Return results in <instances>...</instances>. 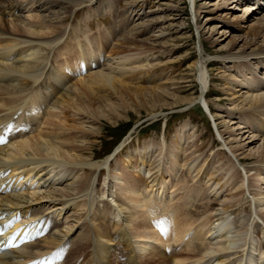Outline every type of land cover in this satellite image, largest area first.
<instances>
[{
    "label": "bare ground",
    "instance_id": "1",
    "mask_svg": "<svg viewBox=\"0 0 264 264\" xmlns=\"http://www.w3.org/2000/svg\"><path fill=\"white\" fill-rule=\"evenodd\" d=\"M187 1L199 34V56L188 68L197 71L200 93L190 106L199 102L206 106L226 150L220 151V160L225 158L226 164L220 171L215 158L203 162L200 153L187 155L184 129L190 123H183L169 146L165 137L162 142L145 143L135 174L130 171L135 169L132 158L110 172L108 181L115 185L113 197L118 207L114 218V206L109 202L104 212L95 211V174L103 168L110 171L125 142L102 160L86 154L85 149L91 136L100 135L96 127L100 120L123 119L118 116L120 108L128 113L139 106L153 113L186 101L175 95L169 96L172 101L167 99V83L133 84L144 79L141 72L156 70L143 57L156 47L163 48L160 38L171 31L161 29L158 35L139 41L142 28L165 21L170 23L167 28L184 25L173 23V15L151 19L149 24L136 23L132 16L134 19H122L115 27L119 34L115 44L108 38L106 47L93 40L94 35L85 42L76 36L75 44H69L64 39L67 26L63 21L83 1L0 0V131L4 124V129L11 126L9 142L0 144V224L8 221L9 233L15 230L21 236L18 246L0 255V264L264 262V251L257 258L250 251L257 246L251 240L252 231H261L264 237V15L253 21L257 9L264 10V0H220L204 5ZM242 2L248 5L235 13V5ZM57 6L59 11L54 9ZM203 13L205 20H201ZM215 23L218 25L209 28L207 42L217 46L232 38L228 47L216 51L215 59L240 64L238 73L222 87L227 88L229 106L208 98L211 58L202 31ZM127 26L132 30L126 31ZM138 44L148 51L139 50ZM50 50L63 54L53 59ZM100 55L107 60L99 69ZM96 60L99 65L94 70ZM156 153L159 164L148 170ZM183 170L188 171L192 184L180 178ZM204 183L207 189L202 191ZM107 199L115 204L113 198ZM196 204L219 208L193 218ZM247 207L248 224L233 233L236 216ZM153 219H160L161 229L154 227ZM103 220L106 224L101 228L98 221ZM112 229L115 236L111 238ZM198 247L203 251L198 252ZM64 248L67 255L62 262L60 250ZM53 250L60 254L55 259L58 263L47 257Z\"/></svg>",
    "mask_w": 264,
    "mask_h": 264
},
{
    "label": "rangeland",
    "instance_id": "2",
    "mask_svg": "<svg viewBox=\"0 0 264 264\" xmlns=\"http://www.w3.org/2000/svg\"><path fill=\"white\" fill-rule=\"evenodd\" d=\"M78 1L81 2L83 1V5L80 6L79 8L73 9V11H71V13L68 14L67 17H65V20L63 21L64 27L67 26V34L65 35L64 39H66V41L69 44H75L76 36H78L80 40L85 42L86 37H90L93 35H94L92 38L93 40H96L99 43L100 41H102L104 46L106 45V47L108 44V41L106 42V40H108V38H110V41H112V43L115 44L116 40L119 38V34L115 32L116 29L115 27L117 25L120 26L122 24L123 21L122 19H128V18L134 19L133 17H135L136 23L141 22V23L149 24L151 19H164L166 17H170L173 15V17L176 18V20L173 23L179 26L184 25L182 26V28H177L178 26L176 28H172V27L167 28L170 24V23L168 24L169 21L159 22L153 27L148 28L147 25L144 26L142 28L143 32L138 33L137 35L138 36L137 40L140 41L146 38H150L153 35H158L161 29L167 31L168 29L171 30L170 33L167 34V36L160 38L159 42L163 44V48L159 49V47H156V49L154 50L155 52L151 51L146 54L148 55L147 57H143V61L145 63H150L151 65L155 66L157 71L153 70L152 73L146 71L141 72L142 73L141 75L144 79L142 81L136 79L133 81L135 82L133 84L142 87H150L158 83L160 85L167 83L168 87H170L169 90L170 92H166L168 93L167 99L170 100L169 96L175 95L176 97L185 99L186 101L178 103L177 105H175L173 109H171L170 107V109L166 108V109H162V111H156L153 113H147L146 111L142 110L143 109L142 107L139 106L133 108L134 110L137 111H132V112L130 111L128 113L126 111H123V108H120L118 110L119 111L118 116H120L123 119H119V121H116V119L114 118L110 121L100 120V123L96 124V127L100 128L101 133L99 136L93 135L90 137V140L92 142L89 145V147L85 149L86 154H93L96 160H102L109 157L108 155L112 153V151L116 148L117 144L121 143L123 140H125L124 141L125 143L121 151L117 153L115 159L111 162L110 171L107 168H103L100 172H97L95 174V178L97 182L95 183V188H96L95 211H98V213L104 212L109 202V204L114 206V209L113 211H111V213L112 215L114 214L113 217L116 218L118 207L115 203V198L113 197L114 194L113 190H115V185L113 181L110 182L108 181V177L111 174L110 172L119 169V166L121 164H127V161L132 158L133 163L131 166L134 165L133 167L135 169L130 168V171L132 174H135L137 172L136 168H138L136 165L141 166V151L145 143L152 140L162 142V140L165 137L167 140V145L169 146V144H171L173 139H175L177 130L182 126L183 123L186 122L190 123V125L184 129V131L186 132L185 134L186 136L185 139L183 140V143L185 144L184 148L186 149V152L188 151L186 154L192 155V153L194 154L195 152L196 153L194 154V156L202 154L201 159L203 162H207L210 159L215 158L214 160L215 167L221 171V168L225 166L224 164H226V159L224 158L225 160L224 159L220 160L221 158L220 151H223L225 149L221 146L218 137V131H216L217 129L215 130L216 127L215 128L213 127V124L211 123L208 116L203 111L200 104L196 103L190 106L191 100L196 99L200 93V84L196 76L197 71L193 70V68H188L191 64H193L197 60L199 56V51H198L199 34H198V30L195 27L196 19L193 15V11L191 10L192 5L187 0H182L183 2L182 1L180 2L178 0H78ZM218 1L220 0H197V3H199L200 5H204V3H215ZM246 5H248L247 2H242L241 4H237L235 5L233 11L235 13H241L239 8H241V6H246ZM172 6H174V8ZM172 8L175 10L173 11ZM54 9L59 11L61 7L57 6ZM54 9L49 10L50 12L47 11L45 14H50ZM257 10L258 11H256V14L253 15L254 17L253 21L264 15V10L261 9H257ZM137 13L138 15H136ZM206 17H207L206 13H203L201 20H205ZM253 21L251 20V23ZM217 25H218L217 23L212 24V26L206 27L202 31V33H205V35L203 36V42H205L204 43L205 49L210 55L209 57L211 58L209 61L211 62V65L208 68V70H210L209 72H211L209 73L211 77L210 78L211 84H210V93L208 95V98L221 105L229 106L228 105L229 101L226 99L228 96L226 93L227 88L223 90L222 87L224 85V82H226L231 78L230 77L231 75H235L238 73V71L240 70V64L237 62L227 64V63H223L221 60L219 61L215 59L216 58L215 56L218 54V53L216 54V51L218 50L221 51L223 48L228 47L229 46L228 44L232 39V38L230 39L228 38L217 46H214L210 41L207 42L205 38L208 37L211 33L209 32V28H213ZM165 26L166 28L164 29ZM97 29H98V33L96 31ZM129 30L130 27L127 26L126 31ZM218 32H221V29H219ZM232 36H241V35L233 34ZM141 45L142 44L137 45L139 50H142L144 53L148 51L147 46L145 45L141 46ZM170 51L171 53H169ZM48 54L53 59H55V58H60L61 54H63V51L61 50V52L60 51L58 52L57 50L55 51L50 50ZM102 60H103L102 61L103 64L105 65L104 62L107 60V57L106 56L103 57ZM102 65L99 67V69L104 67V65L103 66ZM249 71L251 72L252 70L250 69ZM261 72H263V70ZM138 74L139 76H141L140 73ZM251 75L253 76L252 73L250 74L247 73L249 79L252 78ZM155 78H160V81H155L156 80ZM113 101L116 100L113 99ZM225 116L227 117L228 115L226 114ZM227 118L230 119L229 117ZM167 120L168 122L170 121L171 124L170 126L166 127L165 123L167 122ZM217 121L220 120L217 119ZM222 121H224V119ZM192 137L194 138V142L192 141L193 140ZM259 143L260 141H258V144ZM156 156L157 153L154 154L153 156L154 158L152 157L153 163H151V165L149 166L147 165L148 170H150L149 167H152L153 169L154 166H157L159 164V157L157 158ZM181 177L182 179L184 177V179H186L188 183L190 184L193 183V180L189 176L188 171L183 170L180 175V178ZM200 189L202 191H205L207 189L205 183L204 185L200 186ZM106 195L108 196L109 199L113 198V202L115 204L112 203V200L109 201ZM115 197L118 198L117 195ZM205 204L195 205L191 213V215H193L192 216L193 218H198L200 217V215L204 216L205 215L204 212L206 211L208 212L210 207L209 208L204 207ZM213 208L217 209L219 207L218 205L215 206L213 205L209 211H211ZM249 211H250V207H247L246 210L243 211V213L241 212L239 214L240 219L237 218L238 216H236V223L234 222L232 229L233 233L235 230H238V228L240 229L241 227H245L244 225L248 224L250 219L248 214ZM109 216L111 217V215ZM232 217H234V215H232ZM118 218L119 217H117V219ZM98 224L101 228H103L104 225L106 224V221L105 220L98 221ZM114 232L115 231H113L112 229V231L110 232L111 238H112V234L114 235ZM251 236L253 237L251 238V240L253 239L252 241H254L256 243L255 246L256 245L257 246L254 248L255 251L252 249L250 251H252V254L254 255V257H256L257 254L259 255L261 250H264V238L261 235V231H258L257 233H253L252 231ZM198 250H199L198 252H202L203 248L198 247ZM261 264H264V262H262Z\"/></svg>",
    "mask_w": 264,
    "mask_h": 264
},
{
    "label": "snow or ice",
    "instance_id": "3",
    "mask_svg": "<svg viewBox=\"0 0 264 264\" xmlns=\"http://www.w3.org/2000/svg\"><path fill=\"white\" fill-rule=\"evenodd\" d=\"M9 131H11V126H9ZM6 142H7V137L6 136L0 137V144H4ZM0 218H2V217H0ZM9 226H10V223L6 224L2 228H0V234H2L3 231L6 230ZM164 231H166V229H164ZM12 246H14V245H8V247H12ZM53 258L54 259H59L60 258V254L59 253H54L53 254ZM35 264H44V262L43 261H39V262H35Z\"/></svg>",
    "mask_w": 264,
    "mask_h": 264
}]
</instances>
